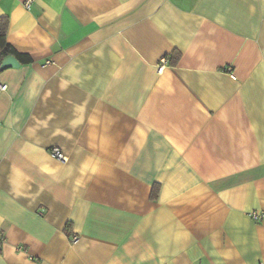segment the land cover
Returning <instances> with one entry per match:
<instances>
[{
  "label": "crops",
  "instance_id": "obj_1",
  "mask_svg": "<svg viewBox=\"0 0 264 264\" xmlns=\"http://www.w3.org/2000/svg\"><path fill=\"white\" fill-rule=\"evenodd\" d=\"M27 1L0 0L31 58L0 71V264H264V0Z\"/></svg>",
  "mask_w": 264,
  "mask_h": 264
},
{
  "label": "trees",
  "instance_id": "obj_2",
  "mask_svg": "<svg viewBox=\"0 0 264 264\" xmlns=\"http://www.w3.org/2000/svg\"><path fill=\"white\" fill-rule=\"evenodd\" d=\"M9 27V21L7 17H0V59H4L8 56H13L20 63H30L31 58L28 55L18 53L11 45L6 41V35ZM179 58V54L172 53L168 61L171 65L176 64ZM156 196V190H153L151 198L154 199Z\"/></svg>",
  "mask_w": 264,
  "mask_h": 264
},
{
  "label": "built area",
  "instance_id": "obj_3",
  "mask_svg": "<svg viewBox=\"0 0 264 264\" xmlns=\"http://www.w3.org/2000/svg\"><path fill=\"white\" fill-rule=\"evenodd\" d=\"M30 0H28L25 3V6H28V2ZM167 64L165 59H162L159 63V66L157 68L158 72H162V70L164 69L165 65ZM6 87L5 85H0V90L3 91L5 90ZM51 155L57 159L60 162H66L67 158L65 157V155L58 149V148H52L51 149ZM247 216L255 223H263L264 224V211H258V210H252L250 212L247 213ZM74 241L76 240V237L72 238Z\"/></svg>",
  "mask_w": 264,
  "mask_h": 264
},
{
  "label": "water",
  "instance_id": "obj_4",
  "mask_svg": "<svg viewBox=\"0 0 264 264\" xmlns=\"http://www.w3.org/2000/svg\"><path fill=\"white\" fill-rule=\"evenodd\" d=\"M17 67H19V63L13 56L5 57L0 63V71H3L8 68H17Z\"/></svg>",
  "mask_w": 264,
  "mask_h": 264
}]
</instances>
